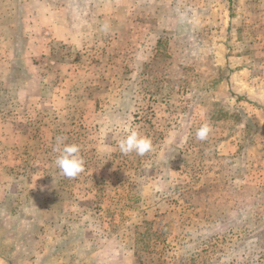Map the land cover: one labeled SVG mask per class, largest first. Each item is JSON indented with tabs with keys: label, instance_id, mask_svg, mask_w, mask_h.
<instances>
[{
	"label": "rangeland",
	"instance_id": "1",
	"mask_svg": "<svg viewBox=\"0 0 264 264\" xmlns=\"http://www.w3.org/2000/svg\"><path fill=\"white\" fill-rule=\"evenodd\" d=\"M0 262L264 264V0H0Z\"/></svg>",
	"mask_w": 264,
	"mask_h": 264
},
{
	"label": "clouds",
	"instance_id": "2",
	"mask_svg": "<svg viewBox=\"0 0 264 264\" xmlns=\"http://www.w3.org/2000/svg\"><path fill=\"white\" fill-rule=\"evenodd\" d=\"M210 131L211 129L207 124L202 125L196 132L197 139L206 140ZM65 139L59 138L58 146L53 149L58 153L55 165L63 176L73 179L84 171L85 161L80 155V146L78 144H65ZM119 149L125 155L135 153L138 156H144L153 150V145L149 138L130 128L128 134L120 140Z\"/></svg>",
	"mask_w": 264,
	"mask_h": 264
}]
</instances>
